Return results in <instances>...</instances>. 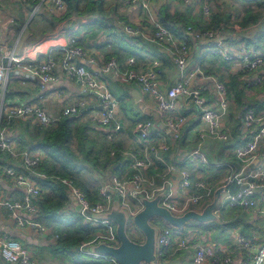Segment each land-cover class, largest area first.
<instances>
[{
	"label": "crops",
	"instance_id": "1",
	"mask_svg": "<svg viewBox=\"0 0 264 264\" xmlns=\"http://www.w3.org/2000/svg\"><path fill=\"white\" fill-rule=\"evenodd\" d=\"M34 1L36 0H25L23 2L0 0V45L3 46V51H12L15 55L22 56L28 47L39 44L38 52L32 55V58L44 60L48 49L71 45L86 51L90 58L95 59L94 64L86 63L85 59H77L75 62L85 65L87 70L96 73L100 72L109 59H114L121 65L122 69L135 71L144 70L152 59H158L160 61V73L157 80V89L161 93H165L173 83L176 67L164 47L148 42L140 36L133 39L114 38L108 34L105 27L100 26L98 23L89 24L96 16L88 15L78 17L72 14L66 21L59 22L64 26L63 28L60 27L59 31H57L59 25L57 24L53 32L41 33L43 24L39 16L40 13L32 14ZM148 1L151 15L156 21L157 14L165 5L171 15H186L189 20L195 23L200 20L206 21L201 11V0H191L188 5L183 4L180 0ZM233 1L250 3L254 0ZM208 2L211 6L209 18L212 13L217 11V8H220L221 12L222 10L227 12L231 9L229 12L236 15V12L232 11L234 8L232 0H208ZM106 5L109 6L108 14L112 20L115 17L118 19L121 17L125 22L140 29L145 35L152 32L153 27L149 23V19L141 13L137 6H123L122 0H106ZM251 13L250 9L249 14ZM248 17L253 19V15ZM236 20L239 19L236 17ZM258 24L249 21L247 30L235 28L229 32H224L222 35L219 33L220 38L218 40H195L187 33L183 37L176 36L185 40L189 45L190 53L187 68L191 69L198 66L200 69V74L192 80L191 87L206 86V89L201 93L205 106L220 111L217 106V96L213 92V85L208 77L217 75L219 80L225 84L227 103L226 109L220 116L219 123L221 130L228 135L226 141L201 137L206 125L200 120L198 109L191 98L179 96L174 102L173 113L184 116L185 120L179 138L173 142L165 121L160 118L156 110L151 95L143 92L137 84L121 83L108 74L100 76L116 101V118L121 122L120 129L108 138L109 143H113L116 150H137V146L133 148L136 145V140L132 137L131 130L135 125L148 121L152 123L155 133L146 141L147 147L144 148L146 153L140 155V157H147L150 160L141 169V174L153 176L158 181L157 174L164 172L166 166L176 164L186 169L192 180L203 181L211 187L213 192L218 187L224 186V181L229 175L242 170V164L233 156L232 149L236 145L250 141L258 132V129L264 125V66L261 65L252 71L243 73L240 60H225L223 54L244 48L253 49L264 54V26L260 28ZM254 27L258 30L250 35L248 30ZM73 40L78 41L79 45H73ZM53 51L52 55L58 58L60 56L59 51L57 49ZM130 58L133 59V63L128 64ZM0 61L4 64L7 62L6 58ZM56 72L58 81L55 84L44 86L22 73L18 74L17 77L12 73L14 77L12 83L7 82L4 104L32 102L40 105L53 115L60 114L63 107L78 101L80 98L93 103V106L96 105L97 100L94 96L81 95L83 90L76 80L67 78L59 70ZM233 77L237 80L234 85L231 84V78ZM76 91H80V94L77 95ZM245 111H251L254 116L262 117V121L240 127ZM87 115V113L83 114L82 118H86ZM104 132H106L105 129ZM7 135L12 140L16 138L12 137L9 132H7ZM160 137H164L165 142L169 144L168 150L161 153L163 162L157 161L155 154L150 150L151 145L160 142ZM197 146L207 157L208 165H202L195 161L183 162L180 159L185 153ZM118 158L116 162L114 159L110 164L109 173L104 179L111 176L124 179L133 173L130 167L131 156H120ZM263 162L264 135L258 140L252 168H249V166L247 168L253 169ZM3 165H9L26 173L20 160L12 159L7 154L0 153V166ZM33 171L35 172L34 169ZM170 176L177 183L178 176L175 173ZM238 188L236 183L224 186L220 195L219 207L216 209V215L219 217L218 222L201 225L188 222L183 226L185 229H180V232L188 236L191 242L195 244L207 243L214 246L226 245L233 248L239 238L252 247L264 244V216L260 213V210L264 209V188H258L253 192L252 197L256 202V208L249 211L231 208L225 201L227 191L235 192ZM24 195L25 190L13 185L0 171V199L22 201ZM67 196L68 202L63 209V213L76 212L72 197L68 193ZM34 199L36 200V198ZM35 200L33 201L34 204ZM202 207L200 206L196 210L200 211ZM20 212L27 219L35 218L23 211ZM46 229L44 233H39L31 227L19 228L8 210L0 206V235L19 241L29 251L32 258L41 264H81L80 262L68 261L64 257L65 255L53 251V247L57 242L56 234L51 227H46ZM252 250L253 248L236 251L232 255L229 264H250L249 258L253 253ZM192 255L193 250L188 249L178 252L175 258L179 259L180 264H192ZM0 264L7 263L3 261Z\"/></svg>",
	"mask_w": 264,
	"mask_h": 264
},
{
	"label": "built area",
	"instance_id": "2",
	"mask_svg": "<svg viewBox=\"0 0 264 264\" xmlns=\"http://www.w3.org/2000/svg\"><path fill=\"white\" fill-rule=\"evenodd\" d=\"M15 1L23 2L25 0ZM180 1L185 5L191 2V0ZM122 5L126 7L137 6L141 13L149 19L153 30L149 35H145L137 27L115 17L114 23L120 32L132 38L140 36L148 42L164 47L176 67L175 79L165 93H161L157 89V80L160 73V61L158 59H152L142 71L122 69L121 65L114 59H109L100 72L96 73L87 70L85 65L75 62L77 59H85L86 63H95V59L90 58L86 51L79 47L70 45L51 48L46 51L44 60H36L32 58V55L38 52L39 44L28 47L22 56L15 55L12 51L5 52L3 51V46L0 45V60L6 58L7 61L5 64L0 61V153L7 154L12 159L20 160L22 167L26 170L25 173L9 165L0 166V171L6 179L13 185L25 190L22 201L0 199V206L8 210L19 228L31 227L39 233H44L47 230L45 226L35 221V219H27L20 212L23 211L35 217L37 209L33 199L39 196L41 190L33 176L41 178H45V176L35 173L33 169L45 156L39 151L20 150L17 143L7 135L5 127L1 125L2 119H19L21 121H30V123L42 127H49L56 125L63 118L78 117L80 112L87 106H94L93 103L80 98L78 101L63 107L60 114L53 115L40 105L32 102L4 104L10 71L15 77L22 73L26 77L36 80L41 86L55 84L58 81L57 70L64 73L67 78L76 80L83 91L89 90L100 99V109L87 111L86 120L95 126L108 128V138L121 127V122L116 118V101L100 76L109 74L121 83L137 84L143 92L151 95L155 102L156 110L160 118L165 121L173 142L179 138L185 120L184 116L173 113L174 102L179 96L190 97L198 109L199 118L206 125L201 137H210L219 141L228 139L227 133L221 130L219 123L220 116L226 109L227 103L224 82L220 81L217 75L208 77L213 85V92L217 96V106L220 111L218 112L205 106L201 93L206 89V86L191 87L192 80L196 75L200 74V69L198 66L191 69L187 68L190 49L186 41L177 38L152 17L148 0H122ZM200 5L202 15L208 21L211 13V6L208 0H201ZM65 11L66 3L63 0H38L32 9V14L46 13L60 17ZM187 34L194 39L218 40L220 38V34L217 31H201L190 27L187 28ZM55 49L60 53L58 58L52 55ZM223 58L225 60H240L243 73L252 71L258 66H264V54L249 48L225 52ZM131 63H133L132 58L128 60V64ZM262 119V117L254 116L251 111H245L240 127L248 126L250 123H258ZM154 133L153 125L148 121L135 125L131 130V135L136 140V145L133 148L137 146V150H117L119 156H131L130 167L133 173L124 179H119L116 176L103 179L97 187V200L89 201L84 192L74 185L70 179L60 176L50 177L53 183H60L66 188L67 193L72 197L73 203L79 208L76 212L79 214L82 224L97 228L88 241L81 243L77 247V252L80 254L93 260H100L101 264H118L110 256H102L90 252L91 246H96L100 243L108 246H116L118 244L114 224L107 219H96L93 217V215L108 212L114 199L118 200L119 208L127 214V230L135 228L132 220L142 208L139 199L141 196L146 199H152L156 194L163 193V196L159 199V205L168 209L173 215H181L187 210H196V208L204 206L211 200L213 194L211 187L203 181L192 180L189 172L176 164L165 165V171L157 174L158 181L153 176L141 174V169L150 160L147 157H140V155L146 153V149H144L147 147L146 141ZM263 135L264 125L258 129V132L250 141L236 145L232 149L233 156L242 164V170L229 175L224 181V186L236 183L239 187L235 192L227 191L226 193L225 201L231 208L242 211L256 208V202L252 195L256 189L264 188V162L253 169H248L247 167L255 159L257 143ZM160 138V142L151 145L150 150L155 154L157 161L163 162L161 153L168 150L169 144L165 142L164 137ZM115 153V151H111L110 155ZM180 159L183 162L195 161L202 165L209 164L207 157L198 146L185 153ZM173 173L178 176L177 183L170 176ZM260 213L264 216V209L260 210ZM151 225L157 231L155 255L158 264H168L178 252L188 249L193 250L192 264H229L232 255L236 251L252 248L253 253L249 258L250 264L264 263V244L252 247L241 238L237 239L233 248L226 245L195 244L191 242L188 236L182 234L178 228L164 223ZM134 236L139 239L136 242L142 241L141 236ZM55 237L57 238V235ZM0 258L7 264H41L32 258L29 251L19 241L8 238L5 235H0Z\"/></svg>",
	"mask_w": 264,
	"mask_h": 264
},
{
	"label": "trees",
	"instance_id": "3",
	"mask_svg": "<svg viewBox=\"0 0 264 264\" xmlns=\"http://www.w3.org/2000/svg\"><path fill=\"white\" fill-rule=\"evenodd\" d=\"M37 1H34L33 4ZM63 1L66 3V11L62 16L55 17L54 15L40 13L39 16L43 24L41 33L53 32L57 23L66 21L72 14H75L78 17L96 16L89 24L98 23L100 26L105 27L108 34L114 38L133 39L120 32L115 26L114 20L108 14L109 6L107 7L106 0ZM229 11L222 10L221 12L220 8H217V11L211 14L208 21L200 20L195 23L189 20L186 15H171L165 5L157 14V22L177 37L185 36L188 27L201 31H217L221 35L235 28L247 30L248 20H251V17H248L251 15L249 14L250 8L245 9V16L240 21L236 20ZM119 19L125 22L123 18L120 17ZM72 43L73 45H79L78 41L73 40ZM236 82L235 77L231 78V84L234 85ZM81 117L83 115L63 118L56 125L49 127H42L30 123V121L19 119L6 120L3 118L1 121V125L5 127L7 132L12 137H16L14 141L20 150L39 151L45 156L34 167L36 173L45 176V178L33 176L41 190L36 200L33 199L37 208L34 219L43 226L52 228L58 236L53 251L61 255H67V253L69 255L73 253L80 254L77 252V247L88 241L97 228L83 225L79 214L75 211L63 213V209L68 202L67 190L62 184L53 183L50 177L60 176L70 179L74 185L84 192L89 201H94L98 199L97 190H92L83 183L82 170L89 166L106 167L114 159L116 162L120 157L116 146L109 143L108 132L96 131L102 137L92 136V131L97 127L88 120L80 122ZM111 151L116 153L110 155ZM99 261L90 258L86 262L81 261L80 263L101 264Z\"/></svg>",
	"mask_w": 264,
	"mask_h": 264
},
{
	"label": "water",
	"instance_id": "4",
	"mask_svg": "<svg viewBox=\"0 0 264 264\" xmlns=\"http://www.w3.org/2000/svg\"><path fill=\"white\" fill-rule=\"evenodd\" d=\"M81 95L87 96L96 95L89 91H83ZM190 98V97H188ZM97 105L94 107H87L80 112V115L85 114L92 109H100V99L97 98ZM253 163L249 165L252 168ZM224 186H220L212 194L211 200L206 203L200 211L187 210L181 215H173L168 209L159 205V199L163 193L156 194L152 199L139 197L142 208L133 217V225L142 238V241L136 242L132 240L126 230L127 214L119 208V202L114 199L110 210L106 213L93 215L96 219H107L115 226V233L118 240L116 246H108L105 244H98L90 247V252L110 256L118 264H158L155 255V242L157 231L150 224L151 219H159L164 224L174 228H182L188 222H195L196 224H206L211 222H218L219 217L216 215V209L220 204V195ZM78 206L75 205V210L78 211ZM3 260L0 258V263ZM168 264H180L178 258H174Z\"/></svg>",
	"mask_w": 264,
	"mask_h": 264
},
{
	"label": "rangeland",
	"instance_id": "5",
	"mask_svg": "<svg viewBox=\"0 0 264 264\" xmlns=\"http://www.w3.org/2000/svg\"><path fill=\"white\" fill-rule=\"evenodd\" d=\"M263 2H264V0H254V1H251L250 3H240V2L232 0L233 6H234L232 11L234 13L236 12V15L232 14V16L235 19L237 17L239 19V21H240L245 16V9L246 8H250L251 11H252L251 15H253V19L249 20L250 23L251 22L252 23H259L258 25L261 28V27L264 26V24H263V21H264V4H263ZM35 5H36V3H35ZM62 22H64V21H62ZM57 24H59V23H57ZM258 25H257V27H258ZM60 27H62V28L64 27L62 23H60L58 25L57 31H59L61 29ZM257 30H258V28H255V27L254 28H250L248 30V33L250 35H253L254 33H256ZM259 32H260V30H259ZM13 77H14V75L12 73H10L9 76H8V81H10L9 83H12ZM76 94L79 95L80 91H76ZM87 96H91V95H87ZM85 121H86V118H82L81 117L80 122H85ZM95 127H97V128H95V130L92 131L91 135L95 136L96 138L97 137H102V136L98 135L96 131H101V130L104 131V129H105L106 132H109V129L106 128V127H99V126H95ZM109 167H110V164H108L106 167H98V168L97 167H90V166L86 167L81 172V178H82L83 183L88 188H90L92 190H97V186L99 185V183L109 173ZM162 223H163V221H161L159 219H154V218L151 219V224H162ZM127 228H129V227H127ZM180 229H185V227H182ZM127 233L129 235V237H131V239H133L134 241H139V239H137L134 236V235L140 236L138 231L135 228L127 230ZM140 240H141V238H140ZM64 257L68 261H71V262H73V261H75V262H81V261L82 262H86L87 260L90 259L87 256H84L82 254L80 255V254H77V253H73V254H70V255H69V253H67V255L65 254Z\"/></svg>",
	"mask_w": 264,
	"mask_h": 264
}]
</instances>
